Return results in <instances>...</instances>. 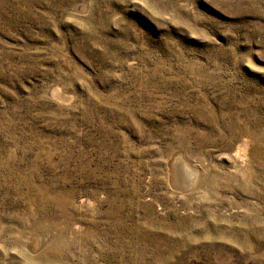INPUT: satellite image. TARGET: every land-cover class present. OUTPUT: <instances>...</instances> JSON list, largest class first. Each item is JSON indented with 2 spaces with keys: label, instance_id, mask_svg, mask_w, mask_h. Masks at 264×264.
Returning a JSON list of instances; mask_svg holds the SVG:
<instances>
[{
  "label": "rangeland",
  "instance_id": "1",
  "mask_svg": "<svg viewBox=\"0 0 264 264\" xmlns=\"http://www.w3.org/2000/svg\"><path fill=\"white\" fill-rule=\"evenodd\" d=\"M175 152L199 171L189 190ZM108 201L142 230L107 232ZM176 215L197 224L154 250L146 224ZM252 216L264 224V0H0V264H264V241L239 252L218 234Z\"/></svg>",
  "mask_w": 264,
  "mask_h": 264
},
{
  "label": "bare ground",
  "instance_id": "2",
  "mask_svg": "<svg viewBox=\"0 0 264 264\" xmlns=\"http://www.w3.org/2000/svg\"><path fill=\"white\" fill-rule=\"evenodd\" d=\"M171 161H172V163H171L170 168L172 170V182H174V185L180 190H189L192 187V185L197 181L199 171L197 169H195L194 167H192L194 163L191 166L190 162H187L186 158H184L181 155V153L175 152V155H173V158ZM111 191H109V193L107 194V198H109L108 196H111L110 195L112 193ZM54 197H55V195L51 196L49 194L47 196V198L51 199V200ZM114 199H115V197H114ZM95 201L96 202L99 201V198L97 196L95 198ZM83 202H85L84 198H82L81 203H83ZM91 202H94V201H91ZM108 202H109V207L105 208L104 216L102 215L103 221L107 220V223H108V225L105 227V230L107 232H112L113 235L116 234L118 236H123L125 234H129V232L134 234L133 229L139 228L140 230H142V228L144 226H142L138 223H135L136 226L134 224L130 227L127 225V223L125 221L128 218H130V215H129V213H125L123 211L125 205L115 204L111 201H108ZM97 204H95V206ZM144 206H147V209L150 211L148 203H145ZM58 209H64L63 204H61V199H59ZM192 221L196 222V223H194V226H195L197 224V219L195 217L176 215V218L174 219V221L169 222V223H166L164 221L159 222V223H158V221H157V223L154 221H151L149 224H146L147 228L145 227L143 229V232L145 234L150 233L149 234L150 238L152 237L153 234L155 236H157L156 243L153 244L152 248H154V250H160L159 238H162L161 242H164L165 238L162 237V235H161L162 234L161 232L164 229H166V230H171V229L172 230H181L184 226L188 225L187 223H190ZM258 222H259V220L256 218V216H252V217H248V218L246 217L243 220L240 227L234 229L232 226H229L228 228L218 230V231H220V232H218V234L222 237H225V238H227L229 236L230 239L234 243H236V245L238 246L237 248L239 249V252H245V250L247 252H252L255 249H257L258 245L264 241V238H263L264 224H257ZM200 224H203V227H204L203 228V234L200 235L201 236L200 240L207 239V237L209 238L212 234V233H210V230H209L211 228V225L206 223V221H202ZM138 231L139 230H136L137 233H138ZM50 232L51 231L49 230L47 232H39L36 234H34V233L29 234V236H27L28 238L26 239L25 243H23V244L30 246L33 251L39 250L43 247L45 242L50 238V235H49ZM95 234H96L95 237H99V235L101 236V234L98 231H96ZM187 244H189V241L186 238L175 240V245L178 246L179 248H183ZM46 248H43V249H46ZM133 248L135 249L136 246H134ZM113 249L117 250V251L129 250L128 246H124V245L115 246V247H113ZM117 253L120 255L119 263L120 264H126L127 262H126V259H124V252H117ZM45 254H46V252H45ZM121 257H122V259H121ZM29 261L33 262L32 264H42L43 262H48V261H45V259L42 260V259H38V258H35V259L29 258ZM157 263L162 264L161 262H157ZM157 263H155V264H157ZM46 264H55V263H46ZM143 264H145V263H143ZM165 264H175V263L168 262Z\"/></svg>",
  "mask_w": 264,
  "mask_h": 264
}]
</instances>
